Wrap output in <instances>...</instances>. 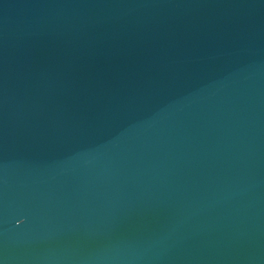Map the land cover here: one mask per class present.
Listing matches in <instances>:
<instances>
[{
	"label": "water",
	"instance_id": "water-1",
	"mask_svg": "<svg viewBox=\"0 0 264 264\" xmlns=\"http://www.w3.org/2000/svg\"><path fill=\"white\" fill-rule=\"evenodd\" d=\"M0 264H264V0H0Z\"/></svg>",
	"mask_w": 264,
	"mask_h": 264
}]
</instances>
